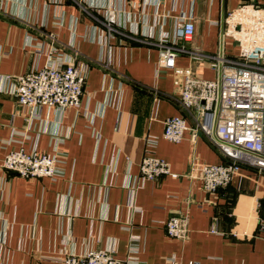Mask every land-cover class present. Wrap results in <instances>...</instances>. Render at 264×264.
Returning a JSON list of instances; mask_svg holds the SVG:
<instances>
[{
	"label": "crops",
	"instance_id": "1",
	"mask_svg": "<svg viewBox=\"0 0 264 264\" xmlns=\"http://www.w3.org/2000/svg\"><path fill=\"white\" fill-rule=\"evenodd\" d=\"M241 1L0 0V164L22 147L56 156L59 167L55 179L0 167V264H61L90 249L135 264H264V171L241 165L213 192L189 177L193 160L224 159L201 133L164 138L165 118L192 122L172 69L157 68L155 43L175 37L177 18L195 24L184 45L215 54L223 19ZM52 45L85 74L83 94L62 113H33L16 103L13 76L53 62ZM224 47L237 54L231 39ZM175 62L199 78L218 75L206 59ZM145 155L164 159L171 173L141 177ZM171 215H187L185 238L167 233Z\"/></svg>",
	"mask_w": 264,
	"mask_h": 264
},
{
	"label": "built area",
	"instance_id": "2",
	"mask_svg": "<svg viewBox=\"0 0 264 264\" xmlns=\"http://www.w3.org/2000/svg\"><path fill=\"white\" fill-rule=\"evenodd\" d=\"M175 37L159 40L158 70L171 68L178 93V105L186 111L192 125L184 116L163 120V136L179 142L190 130L191 138L201 133L206 141L222 155L224 163L191 162L187 174L201 181L208 191L227 185L241 165L264 171V6L254 1H241L223 19L220 48L215 54L191 49L181 40L193 37L195 24L190 17L175 20ZM109 30L112 29L108 26ZM113 30V29H112ZM52 41L53 35H47ZM237 45L236 55L224 52V40ZM53 62L14 75L13 95L16 103L35 113L42 106L55 107L62 113L81 101L85 74L57 45L50 50ZM180 55L206 59L218 75L203 79L194 75L190 66H178ZM152 142V141H150ZM1 169L23 177H49L59 174L57 158L49 153L26 152L22 147L8 152ZM140 176L155 179L170 174L168 163L154 155H145L139 162ZM187 215H171L165 221L167 233L185 238ZM61 264H135L120 259L107 249H90L81 255L69 254Z\"/></svg>",
	"mask_w": 264,
	"mask_h": 264
}]
</instances>
